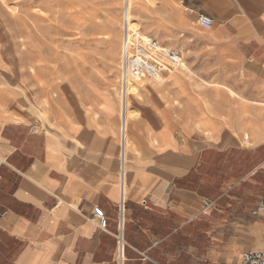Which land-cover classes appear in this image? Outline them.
<instances>
[{"label":"crops","instance_id":"obj_1","mask_svg":"<svg viewBox=\"0 0 264 264\" xmlns=\"http://www.w3.org/2000/svg\"><path fill=\"white\" fill-rule=\"evenodd\" d=\"M182 2L212 19L213 62L234 64L224 79L239 98L233 106L239 120L248 108L253 112L246 118L248 139L237 129L221 143L203 142L141 108L146 113L134 122L143 133L140 144L152 125L163 124L172 133L173 159L132 151L122 189L106 133L115 130V96L84 90L77 118L48 120L67 137L70 122L92 129L89 154L68 143L49 152L33 120L36 92L20 69L24 58L0 50V264H115L120 202L123 264H243L244 252L262 247L264 217L254 210L264 196V0ZM107 92L114 115L102 97ZM88 101L95 117H87ZM112 141L117 149V138ZM96 206L105 229L93 221Z\"/></svg>","mask_w":264,"mask_h":264},{"label":"rangeland","instance_id":"obj_2","mask_svg":"<svg viewBox=\"0 0 264 264\" xmlns=\"http://www.w3.org/2000/svg\"><path fill=\"white\" fill-rule=\"evenodd\" d=\"M121 4L122 0H0V50L12 56L19 53L24 58L20 69L32 81L30 86L36 92L33 120L45 132L49 152L68 143L75 153L89 154L92 129L70 122L67 137L50 122L46 125L39 119L40 107L52 122L62 123L66 116L77 118L79 93L85 90L89 94L95 87L112 93L117 108L120 106ZM199 12L190 11L182 0H132L133 26L167 47L178 48L183 65L188 67L162 74V82L143 79L138 93L129 96L127 107L133 115V128L138 132L135 141L140 153L150 152L155 160L173 159L174 140L165 125L155 123L144 137L145 144H140L143 133L134 122L144 117L146 110L141 108L151 111L174 131L181 127L184 133L198 135L200 141L208 143L221 142L235 132L238 135L237 129L241 133L250 129L246 118L253 112L248 108L239 120L238 111L233 108L239 98L224 79L234 64L213 62L209 55L212 48L207 47L213 35L210 29L196 23ZM108 92L102 97L109 114L114 115L112 101L106 97ZM24 105L23 109L28 106L27 112L31 114L30 104ZM117 113L116 109V119ZM86 114L88 118L95 117L89 101ZM233 118L239 128L232 125ZM115 130H106L112 140L118 139V119ZM81 135L84 145L77 141ZM112 140L108 152L116 160L117 149ZM128 165L131 166L129 162Z\"/></svg>","mask_w":264,"mask_h":264},{"label":"built area","instance_id":"obj_3","mask_svg":"<svg viewBox=\"0 0 264 264\" xmlns=\"http://www.w3.org/2000/svg\"><path fill=\"white\" fill-rule=\"evenodd\" d=\"M131 1L122 0L121 4L122 37L118 61L121 105L125 104L128 97L127 90L130 81L142 79L155 80L170 69L183 67L184 63L179 49L167 47L156 38L142 34L139 28L133 26ZM196 23L202 28L209 29L212 26V19L206 14H199L196 18ZM121 162L123 164V158H121ZM120 187L123 189V181L121 179ZM254 214L264 217V196L259 199ZM93 221L99 228L105 229L106 217L103 210L98 206L94 207ZM114 237L116 242L115 264H123L126 246L124 239L123 202H120L118 205L117 227ZM142 256L146 258L144 253H142ZM242 262L243 264H264V242L261 248L244 252Z\"/></svg>","mask_w":264,"mask_h":264},{"label":"bare ground","instance_id":"obj_4","mask_svg":"<svg viewBox=\"0 0 264 264\" xmlns=\"http://www.w3.org/2000/svg\"><path fill=\"white\" fill-rule=\"evenodd\" d=\"M131 6H132V1H131ZM145 35L147 36V34H145ZM183 68L188 70V67L186 65H183ZM173 70L174 69H170L167 73L170 74V73L173 72ZM142 80L130 81L129 82L128 90H127L128 97H127V99L125 101V104L121 105V102L119 101L120 102V106L117 108V111H118L117 119L119 121V134H118V139H117V150H116L117 157L116 158H117L118 170H119L118 171V177H119V180L121 179L123 181V187L124 188H125V186H126V184L128 182V167H129L128 162L130 160V151L134 150L135 153H137V154L140 153V151H141L140 147L138 146L137 142L135 141V138L138 137L137 136L138 132H137V130H134V128H133V124H132L133 115L129 111V108L127 107V103L129 101V96L130 95H135V94L138 93V87H139L140 82H142ZM155 80L157 82H162V77L159 76ZM37 115H38L39 119H41L43 121L44 124L47 125L49 123V121L47 119V116H45V112L43 111V108L40 107L39 109H37ZM243 134H244V135H242L243 139H245V140L248 139V137H249L248 133L244 132ZM153 140H154V138H153ZM77 141H78V144L84 145V137H83V135L79 136L77 138ZM154 144L156 146H159L158 142L156 143V141L154 142ZM116 152L114 151V154H116ZM121 158H123V164L121 162ZM129 168H131V166ZM120 176H121V178H120ZM119 183H120V181H119Z\"/></svg>","mask_w":264,"mask_h":264}]
</instances>
